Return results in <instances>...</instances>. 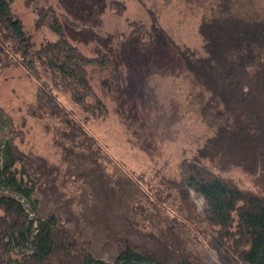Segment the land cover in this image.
<instances>
[{
	"label": "rangeland",
	"instance_id": "1",
	"mask_svg": "<svg viewBox=\"0 0 264 264\" xmlns=\"http://www.w3.org/2000/svg\"><path fill=\"white\" fill-rule=\"evenodd\" d=\"M254 1L264 6V0ZM209 3L11 0L9 12L21 21L31 51L58 39L39 22L40 11L50 7L72 24L65 26V36L83 55L95 57L100 51L109 60L106 67L85 68L90 112H84L60 88L49 85L55 101L43 92L37 95L50 84V74L36 63L35 68L25 66L16 37L0 28V152L9 143L20 158L17 168H24L35 182L31 200L21 199L30 219L56 215L94 257L110 263L117 238L158 237L163 216L170 212L185 226L180 235L188 249L204 261L214 258L204 244L207 227L200 220L184 221L187 212H178L179 200L170 190L171 182L180 178V163L190 160L217 128L213 115L202 111L203 97L181 61L182 52L201 46L198 26ZM96 99L105 105L104 115ZM40 103L69 111L86 143L68 149L56 142L59 114L41 112ZM68 154L72 164L65 163ZM219 175L239 187L254 188L250 176L239 169ZM189 201L193 215L201 217L202 197L189 191Z\"/></svg>",
	"mask_w": 264,
	"mask_h": 264
},
{
	"label": "trees",
	"instance_id": "2",
	"mask_svg": "<svg viewBox=\"0 0 264 264\" xmlns=\"http://www.w3.org/2000/svg\"><path fill=\"white\" fill-rule=\"evenodd\" d=\"M208 2L198 26L201 46L182 52L181 61L203 97L202 111L213 115L217 128L190 160L180 163V178L171 182L170 190L179 200L178 212H187L184 221L200 220L207 227L202 231L204 244L214 258L208 262L196 257L180 235L183 223L176 214L165 212L158 237H119L113 261L99 260L56 215L29 218L21 199L31 200L36 185L24 168H17L20 158L6 143L0 152V264H264V6L254 0ZM10 3L0 0V28L16 37L25 66L36 63L51 76L50 84L39 88L37 95L43 92L55 101L49 85L60 88L89 113L85 68L106 67L107 54L83 55L65 36V26L72 24L50 7L40 11L39 22L58 39L31 51L21 21L9 12ZM0 49L4 51L1 45ZM95 104L104 115L105 105L98 99ZM37 109L59 114L63 126L56 142L68 149L86 143L65 108L40 103ZM91 114L95 117V112ZM71 159L68 154L65 163L72 164ZM231 169L250 176L254 188L239 187L219 175ZM189 191L204 201L201 217L193 215Z\"/></svg>",
	"mask_w": 264,
	"mask_h": 264
}]
</instances>
